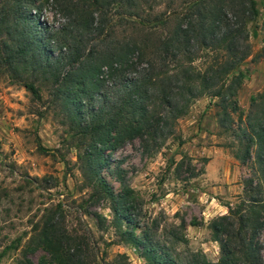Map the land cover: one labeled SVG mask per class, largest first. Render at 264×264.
I'll return each instance as SVG.
<instances>
[{
    "label": "trees",
    "instance_id": "1",
    "mask_svg": "<svg viewBox=\"0 0 264 264\" xmlns=\"http://www.w3.org/2000/svg\"><path fill=\"white\" fill-rule=\"evenodd\" d=\"M45 3L62 18L57 27L38 19ZM259 5L264 12V0H0V67L36 99L35 82L50 83L51 99L84 142L79 157L89 195L109 201L116 240L135 249L138 264H264L257 240L264 228V90L242 128L241 159L253 145L258 179L247 178L245 196L207 222L216 260L154 237L140 225L133 189L116 174L121 186L114 190L100 173L104 150L133 138L159 146L203 93L217 96L222 118H229L226 106L236 108L233 96L245 77L239 65L250 53L249 23ZM261 26L264 32V14ZM53 214L21 245L15 264H30L36 247L55 264H106L93 244L57 228ZM168 236L181 240L173 230ZM110 264L129 262L116 252Z\"/></svg>",
    "mask_w": 264,
    "mask_h": 264
},
{
    "label": "rangeland",
    "instance_id": "2",
    "mask_svg": "<svg viewBox=\"0 0 264 264\" xmlns=\"http://www.w3.org/2000/svg\"><path fill=\"white\" fill-rule=\"evenodd\" d=\"M259 9L249 23L250 53L239 65L245 77L233 96L236 108L226 106L229 118H222L217 96L203 93L191 100L186 112L177 117L174 133L159 146L144 147L133 138L102 153L108 160L100 173L114 190L121 186L116 174L133 189L141 226L151 228L154 237L165 238L175 251L199 249L212 261L219 247L210 237L207 222L224 213L226 204L233 205L245 196L247 178H252V184L258 179L253 145L250 156L241 159V153L246 114L258 109L254 103L264 90L263 5ZM37 17L50 27L62 21L46 3ZM3 68L0 264H15L21 245L53 213L59 221L57 228L93 244L106 264L116 252L125 253L129 264L141 263L130 244L116 240L109 201L89 195L88 173L79 157L84 142L60 104L51 99L50 83L45 79L35 82L40 94L36 99ZM170 230L181 240L168 236ZM257 240L264 262V228L258 231ZM28 255L30 264H55L39 247Z\"/></svg>",
    "mask_w": 264,
    "mask_h": 264
}]
</instances>
